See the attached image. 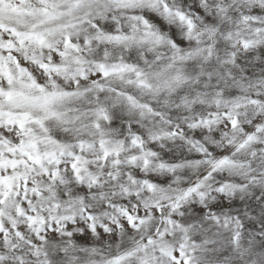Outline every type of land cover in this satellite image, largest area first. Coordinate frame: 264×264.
<instances>
[{
	"label": "snow or ice",
	"instance_id": "snow-or-ice-1",
	"mask_svg": "<svg viewBox=\"0 0 264 264\" xmlns=\"http://www.w3.org/2000/svg\"><path fill=\"white\" fill-rule=\"evenodd\" d=\"M254 68L264 0H0V264H202L206 221L238 242L224 197L264 187Z\"/></svg>",
	"mask_w": 264,
	"mask_h": 264
},
{
	"label": "clouds",
	"instance_id": "clouds-1",
	"mask_svg": "<svg viewBox=\"0 0 264 264\" xmlns=\"http://www.w3.org/2000/svg\"><path fill=\"white\" fill-rule=\"evenodd\" d=\"M172 2H177V0H172ZM241 2H244V0H241ZM249 70L256 75L264 74V68ZM198 175L199 172L195 169H184L181 173L182 185L192 182ZM261 196H264V187H260L258 190H249L235 197H224V202L233 204L232 212L243 213L252 222L242 230L239 241L234 243L227 234L224 235L223 241H220V238L216 235L220 230L211 222L206 221L205 236L209 243L205 245L206 250L202 253V264H264V200H261ZM233 201L235 202L233 203ZM217 202H220L219 196L215 200L209 201V204ZM185 207L188 208L189 215L197 218H199L200 211H204L205 214L208 211L198 197H193ZM79 235L83 236L84 233L81 232ZM90 239L93 242H98L97 247L99 248H103L107 243L106 240L101 241L99 236ZM81 264H87V260L83 256Z\"/></svg>",
	"mask_w": 264,
	"mask_h": 264
}]
</instances>
